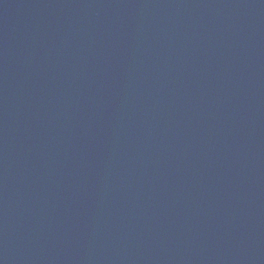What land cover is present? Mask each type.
Wrapping results in <instances>:
<instances>
[{"label":"water","instance_id":"1","mask_svg":"<svg viewBox=\"0 0 264 264\" xmlns=\"http://www.w3.org/2000/svg\"><path fill=\"white\" fill-rule=\"evenodd\" d=\"M0 264H264V0H0Z\"/></svg>","mask_w":264,"mask_h":264}]
</instances>
